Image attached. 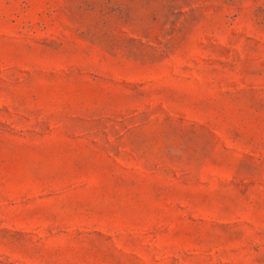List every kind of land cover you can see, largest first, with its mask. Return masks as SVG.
Returning <instances> with one entry per match:
<instances>
[{"label": "rangeland", "instance_id": "rangeland-1", "mask_svg": "<svg viewBox=\"0 0 264 264\" xmlns=\"http://www.w3.org/2000/svg\"><path fill=\"white\" fill-rule=\"evenodd\" d=\"M0 264H264V0H0Z\"/></svg>", "mask_w": 264, "mask_h": 264}]
</instances>
